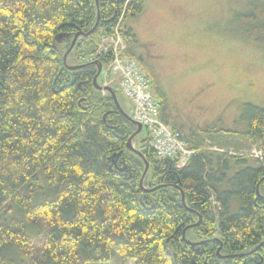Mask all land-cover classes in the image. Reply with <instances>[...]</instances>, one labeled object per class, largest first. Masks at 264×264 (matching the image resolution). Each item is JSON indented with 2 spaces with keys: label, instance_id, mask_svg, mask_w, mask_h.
<instances>
[{
  "label": "trees",
  "instance_id": "obj_1",
  "mask_svg": "<svg viewBox=\"0 0 264 264\" xmlns=\"http://www.w3.org/2000/svg\"><path fill=\"white\" fill-rule=\"evenodd\" d=\"M145 4L0 0V264H105L116 255L135 264H264V107L246 104L249 127L235 131L261 157L208 151L200 133L214 127L179 129L194 152L177 167L147 136L142 155L129 147L134 121L94 82L99 66L89 57L117 27L136 43L124 21ZM244 18L245 36L264 45V24ZM77 34L71 52L81 67L72 69L65 55ZM153 89L168 122L166 95L155 81ZM231 161L246 166L229 176Z\"/></svg>",
  "mask_w": 264,
  "mask_h": 264
},
{
  "label": "rangeland",
  "instance_id": "obj_2",
  "mask_svg": "<svg viewBox=\"0 0 264 264\" xmlns=\"http://www.w3.org/2000/svg\"><path fill=\"white\" fill-rule=\"evenodd\" d=\"M255 4L264 11V0H146L145 8L140 14L128 15L124 21H147L142 27V35L151 37L150 39L158 37L159 40L163 36L164 45L172 47L176 41L187 50L178 58L181 62L180 70H175L179 71L176 79H173V83L172 80L168 83L174 95L170 99L177 106L175 105V111L168 110L171 122H165L181 135L179 129L188 135L191 128L214 127L211 131L200 133L208 151L240 154L248 159L263 155L249 138L235 136V131H246L249 127L248 122L240 118L245 105L264 107V45L245 36L241 26L246 15H255L258 23L264 24V16L254 9ZM127 40L124 38L126 47L123 52L137 60L141 69L148 74L139 60L130 53ZM66 54L68 64L77 66L81 63L75 51ZM106 55L110 58V64L103 68L102 61L98 58ZM151 56L155 59V55ZM89 58L90 61H95L99 69L101 67L97 84L113 87L117 91L119 103L132 116L133 101L123 93L121 76L115 71L111 55L96 57L94 54ZM89 60L86 62H90ZM150 78L153 89L154 81L151 76ZM160 101L162 102L161 99ZM174 121L181 128L176 127ZM135 125L138 130L139 125ZM145 136L147 128L142 126L141 131L134 133L129 139L130 145L137 149L139 141ZM223 141H228L231 147L220 148ZM231 163L229 176L246 166L233 161ZM145 176L146 174L142 181ZM148 178L147 176L146 181ZM232 203L237 206L239 197L234 196ZM188 237L194 238L191 231L188 232ZM105 264L135 263L116 255L111 262Z\"/></svg>",
  "mask_w": 264,
  "mask_h": 264
},
{
  "label": "built area",
  "instance_id": "obj_3",
  "mask_svg": "<svg viewBox=\"0 0 264 264\" xmlns=\"http://www.w3.org/2000/svg\"><path fill=\"white\" fill-rule=\"evenodd\" d=\"M125 47L124 36L117 27L113 36L102 39L95 55L110 54L113 58L115 71L121 76L123 93L133 101L132 118L147 128L149 144L156 150L157 157L176 159L177 167H183L194 151L189 149L181 133L161 118V101L152 89L150 76L137 60L123 52Z\"/></svg>",
  "mask_w": 264,
  "mask_h": 264
},
{
  "label": "crops",
  "instance_id": "obj_4",
  "mask_svg": "<svg viewBox=\"0 0 264 264\" xmlns=\"http://www.w3.org/2000/svg\"><path fill=\"white\" fill-rule=\"evenodd\" d=\"M127 23L125 22V25L133 29L138 40L130 46L129 51L139 60L141 66L152 77L155 84L162 89L166 97H168L169 100L165 102L163 117L171 122V116L169 115L168 110L171 109L172 111H175L176 104L170 99H173L174 95L171 93L168 83L171 80L173 83V79H176L179 71L175 72V70H180L179 64L181 62H179L178 58L181 53L185 54L187 50L176 41L173 42L172 47L164 45L165 39H163V36L161 37L162 40H159L158 37L150 39L151 37L142 35V27L147 24V21H142V19H140V21H127ZM150 53L155 55V59ZM173 124L176 127L181 128V125L177 122L174 121Z\"/></svg>",
  "mask_w": 264,
  "mask_h": 264
},
{
  "label": "water",
  "instance_id": "obj_5",
  "mask_svg": "<svg viewBox=\"0 0 264 264\" xmlns=\"http://www.w3.org/2000/svg\"><path fill=\"white\" fill-rule=\"evenodd\" d=\"M99 20H100V16H98L97 23H96V25L94 26V28H93L90 32H93V31L95 30V28L97 27V25H98V23H99ZM78 36H79V34H77V35L75 36V38H74V40H73V43H72L70 49L67 51L68 53H69V52L72 50V48L74 47L75 42H76ZM66 56H67V54L65 55V58H66ZM80 67H81V65L70 66V68H72V69H77V68H80ZM100 71H101V67H100V69H99L97 75H96L95 78H94V82H95L96 86L99 87V88H101V89H103V90H108L109 92H111V94L113 95L114 100H115V102H116L118 108L123 112V114H124L127 118H129V119H131L132 121H134L133 118H132L129 114H127V113L124 111V109L121 107V104H120L119 101H118V98H117V96H116V93H115L114 89H113L111 86H109V85H107V86H102V85H98V84H97V77L99 76ZM141 129H142V125H139V129L135 132V134H138V133L141 131ZM129 147H130L132 150H134V151H136L137 153H139L140 155H142V152H140V151H138L136 148L132 147V146L130 145V143H129ZM148 168H149V163L147 162V163H146V168H145V171H144L143 176L146 174ZM183 198H184V196H183ZM195 225H198V223L195 224Z\"/></svg>",
  "mask_w": 264,
  "mask_h": 264
}]
</instances>
